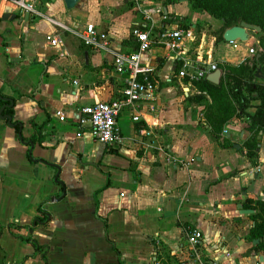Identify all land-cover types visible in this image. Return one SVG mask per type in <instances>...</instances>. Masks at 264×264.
I'll return each instance as SVG.
<instances>
[{
  "label": "crops",
  "instance_id": "1",
  "mask_svg": "<svg viewBox=\"0 0 264 264\" xmlns=\"http://www.w3.org/2000/svg\"><path fill=\"white\" fill-rule=\"evenodd\" d=\"M155 4L166 16L155 19L156 31L191 15L185 1ZM37 7L42 17H22L0 0V95L13 101L12 121L21 123L24 140L0 118V264H194L183 226L202 231L209 260L264 263V251L255 249L260 241L251 238L257 224L264 228L257 208L264 203V132L252 159L247 145L255 133L235 99L229 96L232 115L207 93L200 99L198 82L178 77L176 55L154 44L143 64L157 87L158 112L145 105L135 123L126 110L119 121L124 144L108 149L78 124V111L121 99L126 77L112 54L85 47L55 23L94 24L126 54L138 45L134 29L151 25L132 0H79L73 10L64 0H46ZM57 32L64 34V56L47 41ZM244 46L216 39L221 82L224 64L244 61ZM32 121L46 135L42 145L33 141ZM166 155L176 166L165 163ZM49 164L60 167L62 185ZM239 204L255 213L241 215ZM250 251L256 256L245 258Z\"/></svg>",
  "mask_w": 264,
  "mask_h": 264
},
{
  "label": "built area",
  "instance_id": "2",
  "mask_svg": "<svg viewBox=\"0 0 264 264\" xmlns=\"http://www.w3.org/2000/svg\"><path fill=\"white\" fill-rule=\"evenodd\" d=\"M11 4L18 15L22 17L43 16L38 10V4L46 0H4ZM134 11L140 15L151 27L135 28L133 37L138 43V48L131 53H122L111 46L109 36L98 31L94 24H86L81 29H73L56 22L64 32L70 33L85 47L95 51L107 52L113 56L115 70L126 77L125 88L122 98L113 102H97L82 107L78 111V124L89 131L95 141L108 149H116L124 144L125 138L119 124L122 114L129 110L133 113L132 120L135 123L141 121L140 109L148 106L151 113H157V87L151 78L149 70L143 64V56L148 53L154 44L165 46L174 53L180 61L181 66L178 77L197 83L207 79L211 73L219 70L218 63L214 58V47L216 38L209 43L206 36L199 41L196 27L189 29H160L155 30V19H166L164 8L156 6V0H132ZM48 43L62 56L65 55L64 34L57 32L47 37ZM198 43V44H197ZM238 42L229 43L235 45ZM198 46H197V45ZM196 53V57L192 54ZM249 56H256V51L251 49ZM57 117L64 121L66 116L58 112ZM144 136H150L149 130H143ZM165 163L175 165L178 161L171 155H166ZM182 230L187 237L189 247L192 251L194 264H219L217 260H209L203 255L202 247L204 235L200 229L183 226ZM226 256L231 257L230 253ZM264 264V263H262Z\"/></svg>",
  "mask_w": 264,
  "mask_h": 264
},
{
  "label": "trees",
  "instance_id": "3",
  "mask_svg": "<svg viewBox=\"0 0 264 264\" xmlns=\"http://www.w3.org/2000/svg\"><path fill=\"white\" fill-rule=\"evenodd\" d=\"M196 2L198 6L208 9L211 13L217 15L221 20L222 27L218 31V42L224 41L223 34L227 29L240 26L243 22L260 27L261 31L257 33H264V0H196ZM261 55L262 57L259 61L256 60L257 57L255 58L252 70L247 72V77L251 81L248 94L257 95V98H248L244 94L238 80L235 78H229L228 72H226L225 69L227 81H222L220 85H215L207 79L198 82V88L202 92L200 99H205L206 97L203 95L204 93H207L219 109L224 110L226 113L230 111L229 115L234 113L233 108L231 111V106L228 104V102L230 103L229 96L235 99L237 108L242 114L241 117L244 118V121L249 126V129L255 133V137L252 139V146H254L255 151H251V153L249 151L248 153L252 159H254L257 155V136L261 132H264V85L257 83L258 80L255 77V73H257L258 69L261 68L263 71L262 80H264V52L261 53ZM255 100H262V103L254 107V113H249L248 110L252 107L251 101ZM11 103H13L11 99L4 98L0 95V109L6 107L4 114L11 116L13 119L14 107H10ZM229 115L226 117L228 118ZM32 125L37 131L33 141H38L40 142V145H42V140L46 137L43 133V128L38 126L34 121H32ZM12 126L16 132L19 133L21 123L12 121ZM252 146L250 147V150L252 149ZM254 164H256V162H254ZM251 238L253 242L256 240L260 241L259 246L255 249L264 251V228L257 224L256 228L251 232Z\"/></svg>",
  "mask_w": 264,
  "mask_h": 264
},
{
  "label": "rangeland",
  "instance_id": "4",
  "mask_svg": "<svg viewBox=\"0 0 264 264\" xmlns=\"http://www.w3.org/2000/svg\"><path fill=\"white\" fill-rule=\"evenodd\" d=\"M182 1H185L188 3L187 7L189 8V12L191 15L186 16L185 18L179 17L183 19L180 23H179V19H173L174 24H177V23L179 24L176 26L173 25V27L169 26L170 27L169 29H176V28L189 29L192 27V23H195L197 27L196 32L199 37L198 43L200 42L202 38H204V36H206V41L208 43L212 41L213 38L218 39V31L222 27L221 20L219 19L217 15L211 13L208 9L198 6L196 0H165V3L166 5H168L170 3H178ZM168 24H171V23L168 22ZM160 28L165 29L163 24L160 25ZM250 35L252 36V39L248 43H244L245 45L244 49L246 51L245 53H247V56L245 57L244 61L239 65H233V64L226 63L223 68L226 70V72H228L229 78H235L238 80L239 85L242 87L244 94L248 98L251 99V98H257V95L248 94V89L251 84V81L247 77V72L252 70L255 58L259 54L264 52V33H257L254 31H250ZM251 49H254L256 51V56H249V51ZM262 72H261V75H262L261 78H257L256 76L257 73H255V77L258 80L257 83H259L260 85H264V80H262L263 79ZM261 101L262 100H259L258 102H256L257 103L256 105H259L260 103H262ZM252 102L253 101H251V104ZM263 120H264V117H263ZM241 121L243 120L241 119ZM244 124H247V123L244 121ZM247 129L250 130L249 126L247 127ZM247 146H248V152L250 151L251 153V151L252 152L255 151L254 146H252L251 150L249 148L250 144H248ZM257 208L260 211L259 215L262 220L263 227H264V203H262L261 206L257 205Z\"/></svg>",
  "mask_w": 264,
  "mask_h": 264
},
{
  "label": "water",
  "instance_id": "5",
  "mask_svg": "<svg viewBox=\"0 0 264 264\" xmlns=\"http://www.w3.org/2000/svg\"><path fill=\"white\" fill-rule=\"evenodd\" d=\"M64 3H65V6H66L67 10H73V9H75L78 6L79 0H64ZM13 19H16V17L14 16ZM250 31L260 32L261 28L243 22V23H241L240 26H236V27H232V28L227 29L224 32V34H223V38H224V41L227 42V43H233V42L248 43L250 41ZM261 57H262V55L259 54L257 56L256 60L259 61ZM261 72H262V70H261V68H259L258 72H257V75H256L257 78H261L262 77ZM222 76H223V71L219 69L216 72L209 74L207 76V80L209 82L215 84V85H220ZM12 106H13V103H11L10 107H12ZM5 108L6 107H3V108L0 109V118L3 119V120L8 121V124L10 126H12V120H13L12 117L9 116V115H4L3 114ZM262 134L263 133L261 132V135ZM19 137H20L21 141L24 143L21 131H20ZM260 140H261V136L259 137V142H260ZM30 145H31V154H32V151L34 149V143L30 142ZM259 146H260V143H259ZM235 148L237 150H241V147L238 144L235 145ZM49 166H52L53 168H55L58 171L57 176H56V178H57L56 182L58 183L59 182V178H60V174H61L60 167L57 166V165H54V164H49ZM59 184L62 185L61 182H59ZM238 209H239L241 215H251V214L255 213L254 210L244 209L242 204L238 205ZM254 244L258 245L259 244V240H256L254 242ZM252 256H256V253L253 252V251H250V252L244 254L245 258L252 257ZM259 259H260L261 262H264V257L263 256L259 257Z\"/></svg>",
  "mask_w": 264,
  "mask_h": 264
}]
</instances>
